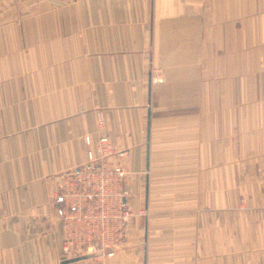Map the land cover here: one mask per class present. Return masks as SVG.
Listing matches in <instances>:
<instances>
[{"label":"crops","instance_id":"1","mask_svg":"<svg viewBox=\"0 0 264 264\" xmlns=\"http://www.w3.org/2000/svg\"><path fill=\"white\" fill-rule=\"evenodd\" d=\"M100 133L132 217L64 263ZM0 264H264V0H0Z\"/></svg>","mask_w":264,"mask_h":264},{"label":"built area","instance_id":"2","mask_svg":"<svg viewBox=\"0 0 264 264\" xmlns=\"http://www.w3.org/2000/svg\"><path fill=\"white\" fill-rule=\"evenodd\" d=\"M84 141L91 145L89 136ZM86 154L88 167L64 172L58 179V217L65 228L61 244L64 259L112 255L124 242L125 227L132 217L122 202L124 169L106 163L108 158L122 159L125 150L117 149L105 133H100L94 148Z\"/></svg>","mask_w":264,"mask_h":264},{"label":"water","instance_id":"3","mask_svg":"<svg viewBox=\"0 0 264 264\" xmlns=\"http://www.w3.org/2000/svg\"><path fill=\"white\" fill-rule=\"evenodd\" d=\"M146 156H147V161H148V144H147V155ZM88 257H89V255H82V256H77V257L65 259L63 262L64 263H68V262H73V261L85 259V258H88Z\"/></svg>","mask_w":264,"mask_h":264}]
</instances>
